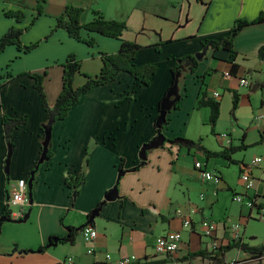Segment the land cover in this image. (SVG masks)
<instances>
[{
  "label": "crops",
  "instance_id": "obj_1",
  "mask_svg": "<svg viewBox=\"0 0 264 264\" xmlns=\"http://www.w3.org/2000/svg\"><path fill=\"white\" fill-rule=\"evenodd\" d=\"M69 4L84 9L82 22L91 21L93 10H99L107 18L125 21L128 29L121 38L84 29L83 37L96 39L94 45H89L57 27V17ZM37 6L38 0H0V38L10 27L19 26L26 28L21 36L23 44L39 42L30 51L13 44L0 53V118L4 114L28 118L14 132L9 173L5 171L9 144L0 120V216L18 180L25 178L28 182L41 156L45 137L42 124L47 121V111L32 73L46 72L43 86L53 105L63 86L62 63L72 52L82 61L83 73L94 76L102 67L101 51L117 52L123 40L136 41L141 47L135 63L155 64L157 71L149 84H141L130 73L121 72L117 79L94 86L64 119L53 125V154L35 172L32 203L15 209L9 206L13 219V214L21 209L30 211L29 218L21 223L9 220L2 224L0 264H57L68 256L75 264H106L107 253L113 260L135 254L141 260L138 264H209L218 248L229 242V227L235 222L242 224L243 241L251 246L263 244L248 241L256 239L248 223L264 219L263 209L257 205L264 206V60L258 54L264 45V21L246 25L236 35L235 62L239 66L231 75H227L232 65L229 51L205 48L204 42L224 38L237 18L253 20L264 14V0H46L41 13H37ZM20 10L24 13L20 20L6 14ZM203 50L194 71L190 62H184L179 74L181 98L167 114L168 123L162 130L166 138L181 136L197 144L166 142L150 149L146 162L137 166L142 161V145L157 133L155 119L159 102L171 84L172 68L180 58ZM8 73L13 78L7 79ZM241 77L249 78L250 84L241 85ZM85 80L83 75L77 76L75 84L80 86ZM201 92L221 103L214 131L208 125L211 108L198 106ZM215 92L220 96L215 97ZM235 95L239 104L234 109ZM243 138L248 146L232 154L238 163L209 156L198 147L200 144L220 151L239 146ZM258 156L263 162L251 166L255 185L246 190L240 176L234 182L227 171L236 165L241 174ZM197 161L222 180H205L196 167ZM120 169L127 171L119 178ZM83 170L85 181L75 197L65 180ZM116 184L119 197L107 201L93 220L98 236L92 242H86L80 231L74 242L59 241L43 252H23L36 250L52 238L57 241L65 237L70 227L85 225ZM235 185L241 186L242 191ZM223 190L234 195L241 193L246 199L256 198V204L249 206L229 196L224 201ZM179 208L191 214V227L183 225ZM222 208L229 213L225 221H221L225 212H218ZM205 218L217 222L214 237L203 233L201 221ZM17 229L27 233L15 235ZM169 231L182 233L181 246L172 254H159L157 240ZM91 247L93 252H89ZM200 250H204V257L183 259ZM237 256L246 264H258L253 255L242 249Z\"/></svg>",
  "mask_w": 264,
  "mask_h": 264
},
{
  "label": "trees",
  "instance_id": "obj_2",
  "mask_svg": "<svg viewBox=\"0 0 264 264\" xmlns=\"http://www.w3.org/2000/svg\"><path fill=\"white\" fill-rule=\"evenodd\" d=\"M45 3H46V0H38V6L36 8L37 13L42 12V8L44 7ZM83 12H84V9L82 7L75 6L72 4L67 5L64 12L60 16L57 17V27L64 28L65 30H67L70 36L75 37L79 40H82L89 45H94L96 43V39L94 37H90V38L83 37L82 31L84 29L90 32H96L102 35L116 37V38H121L124 31L128 29V25L125 21L107 18L99 10H93L94 18L91 21L82 22L81 19H82ZM6 14L15 16L18 20L22 19L24 15V13L21 10L20 11H7ZM263 21H264V14L259 15L257 18L253 20H248L245 18H237L234 25L230 29V32L228 35H226L221 40L207 39L204 42V47L206 48L208 46H211L214 49H224V50L229 51L230 57H231V63H232L231 69L229 71L230 73L229 75L236 73L238 66H239L235 62V59L238 55V52L234 48V39L236 35L246 25H249L251 23L263 22ZM25 29L26 28L19 27V26L10 27L9 30L5 32L3 36L0 38V53H2L8 45H13V44L16 45L19 49L24 50V51H30L31 49L35 48L39 42H35L29 45H25L22 43L21 36L23 32L25 31ZM140 47H141L140 44L137 43L136 41L123 40L121 43L120 49L117 52L111 53V52L101 51L100 58L102 61V67L99 73L94 76L83 73L82 61L77 58V55L75 53L73 52L70 53L67 56L66 60L62 63V66L64 68L63 86H62V90L58 98L56 99V102L53 105H50V103L48 102L47 96L44 90V86H43V80H44L46 72H44L43 74L32 73V77L35 80L34 86L40 92L41 97H42L43 107L47 111V121L42 124V131L44 135H45L46 127H52L53 129V125L57 121L62 120L67 116V114L70 112L72 107L81 99L83 94H85L88 90H90L94 86L106 84V83H109L117 79V77L119 76L121 72L130 73L141 84H149L152 76L157 71V66L152 63H146L142 65H137L135 63L136 54ZM258 54H259V57L264 60V45L259 48ZM203 55H204V52L199 51L195 54L186 55L180 58L179 63L172 68V81L168 89L172 86L176 78V74L181 73L184 62L186 61L190 62L191 70L194 71L198 65V61L203 57ZM78 74L83 75L86 79L85 82L80 86H77L75 84L76 76ZM6 78L7 79L13 78V74L8 73L6 75ZM167 91L165 92L163 97L166 95ZM180 98L176 100L173 107L177 106L178 102L180 101ZM161 100L159 102V106H160ZM238 104H239V100H238L237 95H235L234 101H233L234 109L238 107ZM198 106L199 107L209 106L211 108L210 125H211V129L214 131L217 121L220 116V106H221L220 101L215 100L213 98H208L207 96H205L204 92H201V95L198 101ZM0 120L4 127L5 137L7 139V142L9 146L13 147L14 132L18 128L23 126L27 122L28 118L26 115L21 116V117H16V116H10V115L4 114L1 116ZM167 123H168V118L165 124L161 128L155 126L156 132L159 133L160 131H162ZM262 136L264 137V132L262 133ZM177 138L180 139L183 137L178 136L175 138H166V142L176 140L173 144H179V145L185 144V142H182V143L179 142ZM244 140L245 139L243 138V142L239 146H230L220 151L209 150L206 147L201 146L200 144L198 145V147L200 149H203L209 156L223 157L231 163H238L232 158V154L235 151L244 149L248 146L247 144L244 143ZM190 142L192 145L197 144L195 141L190 140ZM50 146H49V149L46 155L47 160H49L53 154ZM42 148L43 147L41 146V153H42ZM88 160L89 159L87 156L85 160L86 165L88 164ZM141 164L142 162H140L137 166ZM221 180H222V177H221ZM84 181H85V170L80 171L76 175H72V174L68 175L66 177L65 183L69 188L73 190V195L76 197L79 194V189ZM229 189L231 190L232 188H229ZM254 200H255L254 202V205H255L256 198ZM257 205L260 208L264 207L262 204H257ZM3 215L13 219L12 210L9 208L8 205H6ZM2 224L3 222H0V233H1ZM93 224H94V221L86 223L80 228L70 227L69 233L65 237H59L57 238V241H55L54 238H52L46 245L40 246L36 250L24 249L23 252L24 251L43 252L45 249H47L53 244L55 245L59 241L74 242L75 236L80 231H82L84 227H86L87 225L93 226ZM233 248H239L245 252L250 253L251 255H253V258H254L253 260H256L258 264H261V257L264 255V243L259 246H251L247 242L243 241V238L231 239L229 240L227 244L221 245L218 248V251L213 256H211L212 260L226 261L225 260L226 253ZM204 254H205L204 250H200V251H196V252L189 254V256H186L183 259L188 260L190 258H195V257H204ZM240 262H241L240 264H246L245 263L246 261L244 260H240ZM57 264H64V262L57 263Z\"/></svg>",
  "mask_w": 264,
  "mask_h": 264
},
{
  "label": "built area",
  "instance_id": "obj_3",
  "mask_svg": "<svg viewBox=\"0 0 264 264\" xmlns=\"http://www.w3.org/2000/svg\"><path fill=\"white\" fill-rule=\"evenodd\" d=\"M229 71L227 72V75H229ZM240 84L241 85H249L250 79L247 77H241L240 78ZM215 97H219L220 93L215 92ZM263 115H259V118H262ZM224 136H228L227 133H224ZM263 162V158L261 156H258L254 158L249 166L245 167V169L240 174V179L244 183L245 189L249 190L254 187L255 185V178L253 177L251 173V166H254L256 164H259ZM196 167L201 170L202 177L205 180L208 181H214L216 183L221 181L220 175L213 172L212 170H209L206 168V164H204L201 161L196 162ZM234 199L238 202H245L248 203L249 206H253L255 200L254 199H246L245 196L241 193H235ZM29 203V195H28V182L25 178L19 179L17 182V187L11 192V195L8 200V206H25ZM262 213L264 215V207H262ZM13 211V209H12ZM177 213L182 217L183 219V225L187 227H191L193 225V219L191 217V214L188 212H185L182 208H179L177 210ZM25 215V211L18 210L16 213L13 214V216L16 219L23 218ZM201 226L203 227V233L206 236L214 237L217 232V222L210 218L202 219ZM230 235L229 238L231 239H239L242 238L243 232H242V224L240 222H235L230 225ZM83 237L86 242H92L94 238L98 236L97 229L92 225H87L82 230ZM182 242V233L180 231H169L164 235H161L156 244V250L159 254H172L179 250ZM94 248L91 247L89 249V252H93ZM106 264H138L141 260L139 257L135 254L132 255H125L117 260H113V257L110 253H107L106 256ZM64 264H75L74 259L71 256H68L64 261ZM240 259H232L228 261H219L214 260L210 262L209 264H240Z\"/></svg>",
  "mask_w": 264,
  "mask_h": 264
},
{
  "label": "water",
  "instance_id": "obj_4",
  "mask_svg": "<svg viewBox=\"0 0 264 264\" xmlns=\"http://www.w3.org/2000/svg\"><path fill=\"white\" fill-rule=\"evenodd\" d=\"M204 52V50H203ZM199 56V55H198ZM179 89V73L176 74V78L172 84V86L168 89L166 95L163 97V99L161 100L160 106H159V115L156 119V123L155 126L161 128L165 122L167 121V114L169 113V111L173 108L174 103L176 102L177 99L180 98V94L178 92ZM51 139H52V127H46L45 129V137L44 140L42 142V153L41 156L39 158V160L37 161V164L35 166V168L31 171V177L28 180V195H29V203H32L33 201V192H32V188H33V181L35 178V172L36 170L39 168V166L44 163L45 160H47V151L49 149V146L51 144ZM177 140L179 142H185V144L190 145L191 142L188 139H184V138H177ZM176 140L173 141H168V143L173 144ZM166 142V136L165 134L160 131L159 133H157L151 140L145 142L139 152V156L141 158V162L142 164L144 162H146L147 157H148V151L150 149H154V148H158L160 146H163ZM12 152H13V147L9 146V152L7 155V158L5 160V171L7 173H9L10 171V162H11V156H12ZM137 167V166H136ZM136 167H133L132 169H135ZM127 170L125 169H120L119 170V178L126 172ZM119 181V180H118ZM117 197H119V188H118V184L114 185L106 194H105V199L99 204V206L94 209L91 214L90 217L87 221V223L92 222L95 217L97 215H99L102 206L107 202V201H112L115 200ZM30 216V211L25 213L23 218L20 219H11L5 215L0 216V222H4V221H9V220H13L16 222H25L27 221V219ZM80 228V227H79ZM26 252V251H24Z\"/></svg>",
  "mask_w": 264,
  "mask_h": 264
},
{
  "label": "rangeland",
  "instance_id": "obj_5",
  "mask_svg": "<svg viewBox=\"0 0 264 264\" xmlns=\"http://www.w3.org/2000/svg\"><path fill=\"white\" fill-rule=\"evenodd\" d=\"M70 54V53H69ZM68 54V55H69ZM67 55V56H68ZM67 58V57H66ZM66 60V59H65ZM77 76H82L81 74H78ZM76 76V77H77ZM226 117L227 119H229V116L226 114ZM224 124H226V122L224 121ZM211 128V125L208 124ZM264 163V162H263ZM236 165H232L230 167V169H228V173L230 174V177H232L233 181H237L240 174L239 172L237 171L236 169ZM236 189H238V191H242V187L238 186V185H235L234 186ZM224 194V196L222 197V199L225 201V198H227L228 196L230 197L231 200H233L234 198V194L233 192H231L230 190H223L222 191ZM225 197V198H224ZM235 201V200H234ZM237 202V201H236ZM17 208V206H14V209ZM219 213H224V216H222V220L221 221H225L226 220V217H229V213L227 211V214H226V210H224V208H222L220 211H218ZM234 221V220H233ZM25 225V223L21 224V226ZM248 229L251 233H253L254 236H256V239H253V240H250L248 238V241L251 242L252 244H260V243H264V219H259L257 218L256 220H250L249 223H248ZM27 232L26 231H23L22 229H17L14 231V234L15 235H23V234H26ZM206 236V235H205ZM251 235L247 236V237H250ZM208 238H210L209 236H207ZM238 248H233L229 251L228 253V260H232L236 257V259H238V256H237V253H238ZM248 264V263H247ZM251 264V263H249Z\"/></svg>",
  "mask_w": 264,
  "mask_h": 264
}]
</instances>
